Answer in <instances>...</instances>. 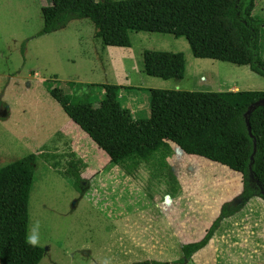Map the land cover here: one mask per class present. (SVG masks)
I'll use <instances>...</instances> for the list:
<instances>
[{
	"label": "crops",
	"instance_id": "0c3cea01",
	"mask_svg": "<svg viewBox=\"0 0 264 264\" xmlns=\"http://www.w3.org/2000/svg\"><path fill=\"white\" fill-rule=\"evenodd\" d=\"M263 11L264 0L259 4L253 0L251 17L261 22L258 53L262 62ZM200 60L249 68L247 64ZM187 71L186 61L184 74ZM150 79L146 83L155 87L120 85L124 87L118 93L120 106L130 107L131 115L139 107L137 100L128 95L138 89L144 90L147 97L153 88L191 93L264 92V88L243 89L246 86L241 87L234 80H223L226 85H217L212 91L211 85H204L209 82L204 76L197 81L199 90L181 88L180 83L164 88L167 81ZM43 80L34 70L17 75L0 73V157L19 154V159L35 155L29 196L32 191L38 199H48L41 194L42 181L51 177L61 184L53 198L66 191L65 199L72 201L59 213L68 217L59 239L51 236L56 240L49 238L39 244L44 249L39 264H85L81 260L84 257L90 264H170L181 258V246L203 238L222 205L241 194L240 173L206 158L188 155L172 142L110 161L50 95ZM124 98L127 106L122 104ZM40 170L45 175L40 176V186L35 187V173ZM150 248L175 251L172 257L142 258L141 249ZM186 264H264V201L253 196L238 211L223 218L206 244Z\"/></svg>",
	"mask_w": 264,
	"mask_h": 264
},
{
	"label": "trees",
	"instance_id": "16d2710c",
	"mask_svg": "<svg viewBox=\"0 0 264 264\" xmlns=\"http://www.w3.org/2000/svg\"><path fill=\"white\" fill-rule=\"evenodd\" d=\"M47 1L41 8L40 35L64 28L72 18L88 20L94 37L105 47L129 48L131 32L167 34L183 38L193 58L247 64L253 73L264 77V62L258 53L261 22L251 17L253 0ZM141 61L142 72L148 77L164 81L183 78L186 61L182 53L144 51ZM43 84L110 161L172 142L188 155L206 158L241 174V194L222 205L203 238L181 246V258L170 264H186L210 239L219 222L251 197L264 201V104L246 115L250 105L264 98V92L150 89L149 117L134 120L118 100L119 90L124 87L74 82L61 85L56 77ZM74 87L100 88L103 94L97 107L92 106L89 95L79 94L72 90ZM35 161V155L28 154L0 167L1 264H39L43 258L44 249L30 245L26 239ZM81 189H85L84 183Z\"/></svg>",
	"mask_w": 264,
	"mask_h": 264
},
{
	"label": "rangeland",
	"instance_id": "374dc122",
	"mask_svg": "<svg viewBox=\"0 0 264 264\" xmlns=\"http://www.w3.org/2000/svg\"><path fill=\"white\" fill-rule=\"evenodd\" d=\"M259 1L261 0H258V4ZM47 4V0H0V73L17 75L34 70L40 73L43 82L56 77L61 85L71 81L93 85L155 87L146 83L152 79L142 72L141 55L144 51H162L182 53L188 69L181 81L168 80L164 88H173L174 83H180L181 88L199 90L196 89V84L200 76L208 79L209 82L204 85H211L212 89L209 90L212 91L216 90L217 85H226L231 80L241 87L246 86L243 89L264 88V77L252 73L248 67L195 59L183 38L176 39L167 34L131 32L129 48L105 47L94 37V29L88 20L72 18L64 28L40 35L43 27L41 8ZM260 18L264 19V11ZM223 80L227 82L223 84ZM72 90L89 95L93 107H97L102 98L100 88L74 87ZM143 91L134 90L128 95L137 100L139 107L138 112L131 115L134 120L149 117V98ZM125 98L122 99L124 105ZM124 108L131 110L130 107ZM17 156L20 155L0 157V167L18 160ZM44 175V170L36 171L35 187L40 186V176ZM42 184L41 194L48 199H38L37 193L31 191L28 204V233L32 227H37L38 245L43 244V240H52L51 236L59 239L68 220V217L59 213L66 210L72 202L65 199L66 191L59 198H53L61 189L58 181L48 177L47 182L43 179ZM47 229L52 232H46ZM141 251L144 252L142 258H162L164 255L172 257L175 249L150 248ZM81 260L90 264L86 257Z\"/></svg>",
	"mask_w": 264,
	"mask_h": 264
},
{
	"label": "clouds",
	"instance_id": "9594fccd",
	"mask_svg": "<svg viewBox=\"0 0 264 264\" xmlns=\"http://www.w3.org/2000/svg\"><path fill=\"white\" fill-rule=\"evenodd\" d=\"M26 239L30 245H36L38 243L39 237L37 227L34 226L29 230Z\"/></svg>",
	"mask_w": 264,
	"mask_h": 264
},
{
	"label": "water",
	"instance_id": "95a60500",
	"mask_svg": "<svg viewBox=\"0 0 264 264\" xmlns=\"http://www.w3.org/2000/svg\"><path fill=\"white\" fill-rule=\"evenodd\" d=\"M263 104H264V98H262L261 100L253 103L252 105H250L248 107V109L246 111V115L249 114L251 112V110H253L255 107H258V106L263 105ZM247 126H248V124H247ZM248 131H250L249 127H248ZM252 157H253V155L250 157L251 162H252Z\"/></svg>",
	"mask_w": 264,
	"mask_h": 264
},
{
	"label": "built area",
	"instance_id": "2783aa9c",
	"mask_svg": "<svg viewBox=\"0 0 264 264\" xmlns=\"http://www.w3.org/2000/svg\"><path fill=\"white\" fill-rule=\"evenodd\" d=\"M1 264V263H0Z\"/></svg>",
	"mask_w": 264,
	"mask_h": 264
}]
</instances>
